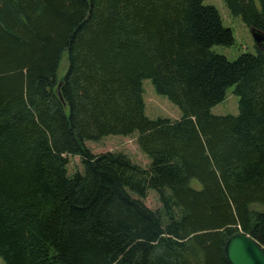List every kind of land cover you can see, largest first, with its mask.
Instances as JSON below:
<instances>
[{"label":"trees","instance_id":"trees-1","mask_svg":"<svg viewBox=\"0 0 264 264\" xmlns=\"http://www.w3.org/2000/svg\"><path fill=\"white\" fill-rule=\"evenodd\" d=\"M204 1L0 0L2 264H228L237 232L264 251V52H213L234 40ZM224 2L264 33V0ZM144 80L179 120L145 116ZM232 86L238 115H212ZM134 134L147 169L85 145Z\"/></svg>","mask_w":264,"mask_h":264},{"label":"rangeland","instance_id":"rangeland-1","mask_svg":"<svg viewBox=\"0 0 264 264\" xmlns=\"http://www.w3.org/2000/svg\"><path fill=\"white\" fill-rule=\"evenodd\" d=\"M204 5L213 6L219 13L222 25L232 31L234 43L231 46H214L212 51L216 54L224 56L229 61H234L241 54H256L258 49L255 46L254 40L250 34L249 28L242 22L239 17H233L224 0H205ZM68 68L67 54L64 53L56 74L58 80L62 79ZM142 97L145 105V116L150 120L168 119L177 121L182 114L179 108L173 105L167 98L158 95L150 80L142 82ZM239 98L234 94V87H229L226 90L225 98L210 109V113L214 116H237L239 113ZM86 147L90 149L94 155H99L106 152L121 153L126 155L132 163L141 168L147 169L149 160L140 151L137 145V135L129 137L110 135L102 138L98 142H86ZM69 174L81 172L82 165L77 157H68ZM192 186L198 188L195 181ZM144 204L151 210H157L160 204L157 200V195L153 191H149ZM0 264L2 260L0 258Z\"/></svg>","mask_w":264,"mask_h":264},{"label":"water","instance_id":"water-1","mask_svg":"<svg viewBox=\"0 0 264 264\" xmlns=\"http://www.w3.org/2000/svg\"><path fill=\"white\" fill-rule=\"evenodd\" d=\"M258 50L264 52V33L256 30H250ZM57 86L59 98V87ZM61 99V98H60ZM224 254L228 264H264V251L249 236L237 232L230 236L224 245Z\"/></svg>","mask_w":264,"mask_h":264}]
</instances>
